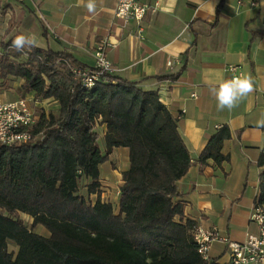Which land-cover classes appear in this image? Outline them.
Returning <instances> with one entry per match:
<instances>
[{
	"label": "trees",
	"instance_id": "obj_1",
	"mask_svg": "<svg viewBox=\"0 0 264 264\" xmlns=\"http://www.w3.org/2000/svg\"><path fill=\"white\" fill-rule=\"evenodd\" d=\"M24 51L6 48L0 79L22 80V95L53 100L58 109L40 111L31 141L0 144V264H216L199 254L193 239L197 224L183 222V205L174 202L176 182L191 158L177 120L157 92L111 74L85 88L70 70L84 66L70 54ZM97 123L106 126L104 152ZM229 138L226 125L217 129L200 152V165L212 159L220 167ZM115 147L129 151L118 214L99 199V167ZM257 164L264 167V151ZM84 178L87 194L98 195L93 205L79 193ZM259 205H264V170ZM18 212L32 218L30 227L13 216ZM37 225L48 235L35 232ZM9 241L17 247L14 254Z\"/></svg>",
	"mask_w": 264,
	"mask_h": 264
},
{
	"label": "crops",
	"instance_id": "obj_2",
	"mask_svg": "<svg viewBox=\"0 0 264 264\" xmlns=\"http://www.w3.org/2000/svg\"><path fill=\"white\" fill-rule=\"evenodd\" d=\"M138 1L153 11L140 22L124 24L114 16L115 0H95L94 12L87 10V0H0V55L15 36L34 35L37 46L32 48L68 53L84 67H93L97 45L106 43L110 74L156 91L177 120L191 158L187 173L176 182L174 202L183 205L182 221L216 227L222 236L242 242L258 233L250 216L264 170L257 164L264 151V127L257 123L264 119V0ZM172 58L174 64L167 66ZM228 65L237 66L235 74L226 70ZM233 76H250L254 91L231 111H218L210 88L221 77ZM21 83L0 79V102L24 97L46 111L58 109L53 100L34 102L32 93L22 95ZM223 125L230 131L221 150L227 160L220 167L212 159L201 166L200 152ZM95 131L104 152L105 124L97 123ZM128 155L127 147H115L99 167V199L111 203L115 214ZM83 180L79 193L84 189L80 194L93 205L98 195L87 194L89 180ZM208 257L216 264H230L223 241L210 244Z\"/></svg>",
	"mask_w": 264,
	"mask_h": 264
},
{
	"label": "built area",
	"instance_id": "obj_3",
	"mask_svg": "<svg viewBox=\"0 0 264 264\" xmlns=\"http://www.w3.org/2000/svg\"><path fill=\"white\" fill-rule=\"evenodd\" d=\"M128 3L129 6L125 7ZM148 11H153L150 5L140 3L138 0H115L114 16L124 24L130 21L140 22ZM106 43L97 45L94 52L95 64L93 67L70 66L75 79L85 88L93 87L113 70L111 62L105 53ZM13 48L8 46L7 49ZM27 54L26 51H20ZM175 59L167 60V66H172ZM226 70L235 74L237 66L228 65ZM27 98H19L14 101L0 102V144L7 146H20L32 139L31 127L39 118ZM34 102H40L34 99ZM251 221L258 227L257 234H248L242 242L232 241L222 236L216 227L205 229L196 225L193 229V239L198 252L204 260L210 261L208 250L213 241L219 240L226 243L230 264H264V205L255 206Z\"/></svg>",
	"mask_w": 264,
	"mask_h": 264
},
{
	"label": "clouds",
	"instance_id": "obj_4",
	"mask_svg": "<svg viewBox=\"0 0 264 264\" xmlns=\"http://www.w3.org/2000/svg\"><path fill=\"white\" fill-rule=\"evenodd\" d=\"M78 3H83V0H78ZM85 6L89 12H94L96 9L95 0H87ZM128 6L129 4L126 3L125 7ZM11 46L17 51H23L25 47H35L37 46L36 37L34 35H17L12 40ZM210 91L215 95L218 111H224L225 109L231 111L239 105L242 99L254 91V86L250 76H233L231 79L221 77L218 85L211 87ZM257 123L258 126L264 127V119L259 120Z\"/></svg>",
	"mask_w": 264,
	"mask_h": 264
},
{
	"label": "rangeland",
	"instance_id": "obj_5",
	"mask_svg": "<svg viewBox=\"0 0 264 264\" xmlns=\"http://www.w3.org/2000/svg\"><path fill=\"white\" fill-rule=\"evenodd\" d=\"M30 104H31V106L33 107V110L38 114L41 110H43V108L41 107H38V106H35V105H33V103H31L30 102ZM45 110V109H44ZM83 179L81 180V183L80 184H82V186H83ZM84 189H82L81 191H80V193H82V194H84ZM88 201H89V199H88ZM13 216L15 217V218H18V219H20L27 227H30L31 226V223H32V218L31 217H29L28 215H26V214H23V213H15V214H13ZM33 230L35 231V232H37V233H40V234H42V235H48V232H47V230L44 228V227H42V226H35L34 228H33ZM16 250H17V247L15 246V244L13 243V242H11V241H9V243H8V251L9 252H11L12 254H14V253H16Z\"/></svg>",
	"mask_w": 264,
	"mask_h": 264
}]
</instances>
